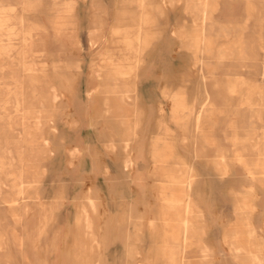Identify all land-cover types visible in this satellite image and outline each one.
Returning <instances> with one entry per match:
<instances>
[{"label": "rangeland", "instance_id": "1", "mask_svg": "<svg viewBox=\"0 0 264 264\" xmlns=\"http://www.w3.org/2000/svg\"><path fill=\"white\" fill-rule=\"evenodd\" d=\"M0 45V264H264V0H0Z\"/></svg>", "mask_w": 264, "mask_h": 264}, {"label": "crops", "instance_id": "2", "mask_svg": "<svg viewBox=\"0 0 264 264\" xmlns=\"http://www.w3.org/2000/svg\"><path fill=\"white\" fill-rule=\"evenodd\" d=\"M153 8H154V5H153ZM151 17H152V15L150 14L149 19H151ZM199 33H200L199 36H193V35L190 36V38H191L190 39L191 40L190 46L194 50H196L197 52L201 51L202 45L205 42V38L203 37V33L201 31ZM142 35H143V33H142ZM145 40L148 44L149 33H147L145 35ZM119 77H120L119 79L121 80V87L119 88V91H118L119 92V100L121 101L122 105H124L127 102V98L128 99L131 98V95H130L131 93L128 89L129 88L128 86H129L130 82H135V80H136L135 71L133 68H130L127 73L122 71L121 74L119 75ZM184 94L185 93L183 91H177L175 94H173V99H172L173 100V111H174V114L176 116H180L181 114L186 113V111H187L186 105H185ZM122 105H121V107H123ZM143 113L144 112L140 113L141 117H142ZM123 114H125L127 117H132V116H136V114H138V113H136V111L131 109V108H126L125 110H123ZM129 123H130V120H129ZM172 148L173 147L171 146V144L165 143L164 149L163 150L161 149V151L157 150L156 156L158 158H165L168 155L172 154V152H173ZM178 184L179 183H176L175 186L178 187ZM184 190L185 189L182 188V192H180L179 195L176 197V201H172V202L176 203V202H181V201L185 200L186 199L185 198L186 193ZM168 200L171 201L172 200L171 197H169ZM181 223H182L181 226H182V230H183L182 232L188 233V230L190 228L189 221L183 220Z\"/></svg>", "mask_w": 264, "mask_h": 264}, {"label": "bare ground", "instance_id": "3", "mask_svg": "<svg viewBox=\"0 0 264 264\" xmlns=\"http://www.w3.org/2000/svg\"><path fill=\"white\" fill-rule=\"evenodd\" d=\"M5 5V4H4ZM204 8V7H203ZM206 10V9H205ZM207 13L208 12H206L205 13V15H204V19L206 20L207 19ZM16 21V20H15ZM24 21V20H23ZM26 21H28V20H26ZM207 21V20H206ZM29 22V21H28ZM203 22V21H202ZM16 23V22H15ZM204 23V22H203ZM27 24V23H26ZM6 25V24H5ZM11 25V24H10ZM12 25H14V24H12ZM9 26V25H8ZM206 26V25H205ZM10 30V29H9ZM16 30V29H15ZM14 30V31H15ZM14 31H12V32H14ZM17 33V32H16ZM6 39V38H5ZM9 41H11V40H9ZM1 42H2V40H1ZM6 42V41H5ZM11 43V42H10ZM4 44V43H3ZM12 44V43H11ZM8 45V44H7ZM1 46V45H0ZM9 48V47H8ZM4 49V48H3ZM6 49V48H5ZM11 50V49H10ZM4 52V51H3ZM18 52V51H17ZM19 53V52H18ZM13 54H14V52H13ZM17 54V53H16ZM8 55H9V53H8ZM14 56H15V54H14ZM16 57V56H15ZM19 57H20V55H19ZM3 58V57H2ZM7 58H9V57H7ZM24 58V57H23ZM14 59V58H13ZM15 60V59H14ZM24 61V60H23ZM23 61H22V63H23ZM1 63V62H0ZM15 63V62H14ZM21 64V63H20ZM3 65H5V64H3ZM24 65V64H23ZM6 66V65H5ZM8 66V65H7ZM9 67V66H8ZM11 71V70H10ZM19 74V73H18ZM14 76V75H13ZM20 77V76H19ZM18 77V78H19ZM2 79H3V77H2ZM5 81V80H4ZM22 83H23V81H22ZM21 83V84H22ZM6 89V88H5ZM14 94V93H13ZM16 96V95H15ZM14 97V96H13ZM20 101V100H19ZM8 105V104H7ZM16 106V105H15ZM7 107V106H6ZM9 108V107H8ZM5 110V109H4ZM18 110V109H17ZM41 122V121H40ZM39 124V123H38ZM37 127V126H36ZM7 150V149H6ZM4 151V150H3ZM10 153V152H9ZM19 153V152H18ZM4 154V153H3ZM10 155V154H9ZM11 156V155H10ZM6 158V157H5ZM13 158V157H12ZM22 160V159H21ZM13 161H15V159L13 160ZM16 162V161H15ZM19 162H20V160H19ZM246 164V163H245ZM11 165V164H10ZM32 165V164H31ZM35 165V164H34ZM37 166V165H36ZM1 167V166H0ZM5 167V166H4ZM8 167V166H7ZM26 167V166H25ZM2 168V167H1ZM1 186V185H0Z\"/></svg>", "mask_w": 264, "mask_h": 264}]
</instances>
